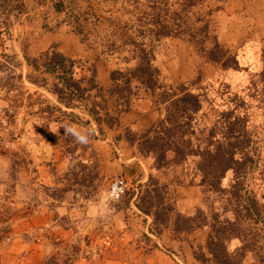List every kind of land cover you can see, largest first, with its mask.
Masks as SVG:
<instances>
[{"label":"rangeland","instance_id":"rangeland-1","mask_svg":"<svg viewBox=\"0 0 264 264\" xmlns=\"http://www.w3.org/2000/svg\"><path fill=\"white\" fill-rule=\"evenodd\" d=\"M19 1L24 9L10 11L8 26L0 10V62L5 65L0 67V264H202L196 257L210 258V229L177 234L169 226L158 231L136 208L139 187L151 175L166 186L176 212L186 217L198 210L207 217L217 212L220 219L231 221L242 215L232 208L224 211V200L200 185L197 157L154 170L152 161L126 142L127 130L139 133L162 117L163 105L157 104L156 96L134 83L130 110L119 116L118 126H102L100 133L79 109L64 108L45 88L28 80L31 71L25 57L55 49L96 64L97 80L107 87L110 71L124 72L135 65L131 48L113 35L115 27L127 24L136 41L152 50L160 84L173 89L184 85L199 96L200 125L210 127L221 113L245 115L247 131L264 160V0H203L189 11L190 23L200 18L208 24L205 49L216 40L235 57L237 70L210 62L186 34H140L138 20L150 15L158 0H74L75 11H87L100 22L85 30L84 41L63 22V14L55 13L51 0ZM165 1L170 11L184 3ZM110 42L115 43L112 52L104 46ZM70 125L81 132L94 127L95 134L89 143H78L65 132ZM120 177L128 191L111 202L109 185ZM250 190L255 224L246 228L243 243L234 238L226 247L236 253L245 243L235 256L238 264H264V174L254 173Z\"/></svg>","mask_w":264,"mask_h":264},{"label":"trees","instance_id":"trees-1","mask_svg":"<svg viewBox=\"0 0 264 264\" xmlns=\"http://www.w3.org/2000/svg\"><path fill=\"white\" fill-rule=\"evenodd\" d=\"M202 1L184 0L178 11H170L165 0L156 1L151 6L152 13L144 20H138L139 33L156 38L181 37L186 34L188 40L199 47L210 62L220 64L224 69L237 70L235 57L227 55L216 40L212 41L210 49L203 46L210 40L207 22L197 18L194 23H190V9ZM73 2L51 0V7L56 14L64 15L63 22L71 27L75 35L83 37L84 41L85 30L91 31V26L98 27L100 22L87 11H75ZM12 9L21 12L24 4L19 0L0 2L5 26L9 25ZM90 19H93L92 24ZM104 20L107 23L111 21ZM127 26L115 27L113 35L123 46L131 48L130 59L135 65L124 72L110 71L107 87L101 86L97 80L96 64L72 59L55 49L41 52L33 58L25 57L31 71L28 80L45 88L64 108L79 109L88 117L86 123L94 122L100 133L102 126L109 129L118 126L119 116L130 110L134 83L148 95L156 96L157 104L163 105L162 117L139 133L127 130L126 142L135 146L142 158L150 159L154 170L163 169L170 163L180 165L189 157H197L196 169L200 185L224 200L221 203L224 211L232 208L236 215L238 212L242 216L231 221L220 219L222 214L217 212L207 217L200 210L194 216H183L176 212L166 186L151 175L139 187L136 208L152 219L158 231L172 226L175 233L183 234L208 227L210 234L206 249L210 258L201 255L196 259L202 264H238L235 256L246 248L245 243L236 253L229 252L226 243L234 238L246 237L249 231L246 228L255 224L252 216L256 206L250 196V184L255 172L264 174V160L256 149L257 142L247 131L246 116L232 115L233 112L221 113L217 122L210 127L200 125L197 119L202 109L199 96L191 93L184 85L174 89L164 88L159 81V71L153 64L152 50L144 43L137 42ZM104 46L110 52L115 49V43L112 42ZM262 60L260 77L264 80V52ZM4 66L0 62V67ZM72 116L80 120L78 116ZM78 167L87 168L83 163H79ZM228 174L231 175L228 185L223 186V180Z\"/></svg>","mask_w":264,"mask_h":264},{"label":"clouds","instance_id":"clouds-1","mask_svg":"<svg viewBox=\"0 0 264 264\" xmlns=\"http://www.w3.org/2000/svg\"><path fill=\"white\" fill-rule=\"evenodd\" d=\"M66 134L72 135L78 143L87 144L90 141L92 135L95 134L94 127H90L87 132H81L76 125H70L65 127ZM122 183V182H121ZM112 192L109 193V197L112 199H118L119 195L123 193V188L114 184L112 186Z\"/></svg>","mask_w":264,"mask_h":264},{"label":"built area","instance_id":"built-area-1","mask_svg":"<svg viewBox=\"0 0 264 264\" xmlns=\"http://www.w3.org/2000/svg\"><path fill=\"white\" fill-rule=\"evenodd\" d=\"M122 182V183H121ZM114 184H117V185H119V187H122L124 190H123V193L122 194H120L119 195V198L118 199H112V198H110L109 197V193H111L112 192V186L114 185ZM128 191V185H127V182H126V180L125 179H123V178H117V179H114L112 182H111V184L109 185V188H108V191H107V198L111 201V202H118V201H120L123 197H124V195L126 194V192Z\"/></svg>","mask_w":264,"mask_h":264}]
</instances>
